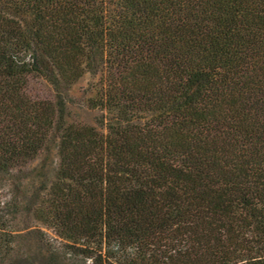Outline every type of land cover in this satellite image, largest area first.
<instances>
[{
    "label": "trees",
    "instance_id": "obj_1",
    "mask_svg": "<svg viewBox=\"0 0 264 264\" xmlns=\"http://www.w3.org/2000/svg\"><path fill=\"white\" fill-rule=\"evenodd\" d=\"M43 229L42 264H264V0H0V264Z\"/></svg>",
    "mask_w": 264,
    "mask_h": 264
},
{
    "label": "rangeland",
    "instance_id": "obj_2",
    "mask_svg": "<svg viewBox=\"0 0 264 264\" xmlns=\"http://www.w3.org/2000/svg\"><path fill=\"white\" fill-rule=\"evenodd\" d=\"M92 81L89 75H85L78 83H76L73 88L69 91L70 97V109L72 112V116L75 119H80L86 122H93V118L96 115V112L87 111L83 105L82 101L84 98L83 92L87 88V85ZM30 92L39 97H45L50 94V90L48 86L41 80L35 79L30 83ZM27 173H18L16 177H14L15 182L24 180V175L28 177L31 183L36 184L37 179ZM28 174V175H26ZM19 224L22 226L23 224L33 225L34 223L30 222L28 219L19 218ZM44 235L38 237V239H31L26 235H19L14 241L15 254L14 258L19 262V264H42L44 258V249L46 248V244L48 241L52 242L53 245L58 246L59 241L51 239L52 234L49 230H44ZM14 259V260H15ZM65 264H82L78 258L70 255H65L64 258ZM88 263V261L86 262Z\"/></svg>",
    "mask_w": 264,
    "mask_h": 264
}]
</instances>
